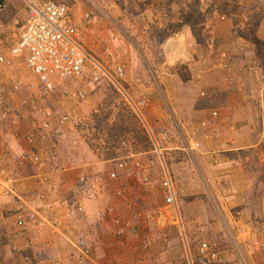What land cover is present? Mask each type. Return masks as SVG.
Here are the masks:
<instances>
[{"label":"rangeland","instance_id":"1","mask_svg":"<svg viewBox=\"0 0 264 264\" xmlns=\"http://www.w3.org/2000/svg\"><path fill=\"white\" fill-rule=\"evenodd\" d=\"M5 1L0 41L10 46L24 20L16 16L17 1L24 7L20 0ZM55 1L71 9L86 48L109 65L123 66L126 92L85 76L57 82L63 94H53L51 100L18 61L9 72L13 81L0 85V112L21 96L19 103L40 114L47 109L40 108L43 101L58 117H69L52 126L63 155L123 158L130 167L138 161L134 168L142 182L133 186L142 185L138 205L149 221L147 232L153 236L161 228L162 237L178 241L177 252L189 247L197 258L200 244L207 242L215 254L209 264H264V248L244 247L245 242H264V126L259 121L254 125L258 115L245 100L250 96V101L264 103V47L259 51L246 34L254 26L264 43V0ZM127 94L146 100L145 118L161 152ZM8 119H0L5 132L14 125L13 115ZM24 124L39 127L36 119ZM164 166L175 186L185 233L170 223L174 213L165 204ZM12 183L13 191L0 194L16 195ZM25 200L22 195L19 203ZM240 211L245 212L242 224L235 217ZM32 213L27 209L26 221Z\"/></svg>","mask_w":264,"mask_h":264},{"label":"crops","instance_id":"2","mask_svg":"<svg viewBox=\"0 0 264 264\" xmlns=\"http://www.w3.org/2000/svg\"><path fill=\"white\" fill-rule=\"evenodd\" d=\"M16 6L20 9L16 16L25 19V8L19 7V1ZM59 88L57 85L55 92H45L47 98L52 100L53 94H63ZM19 98L21 96L8 105L14 112L9 115H13L11 128L14 131L5 132L0 122V182H14L16 192L10 196L0 194V264H189L188 249L183 253L180 248L177 252L178 241L162 237L161 228L153 236L147 232L149 221L138 205L142 185L133 186L142 182L141 173L134 168L138 161H131L130 167L123 158L100 160L94 153H85L81 158L63 155L54 140L53 127L46 132L33 126L26 128L24 123L29 119H36L40 124L45 111L39 114L25 108ZM250 98L245 100L258 115L254 125L257 121L264 126V103L261 99L250 101ZM60 99L57 98L58 103ZM42 102H39L41 109H52ZM56 122L58 113L55 111L52 126ZM165 168L169 172L168 167H163L164 179ZM134 178L137 181H133ZM35 191H44V195H32ZM22 195L27 209L35 212L24 222L18 219ZM171 215L174 217H170V223L179 233L187 230L185 221H182V229L175 215ZM244 215L245 212L240 211L235 216L239 224L245 220ZM117 220L120 224H116ZM169 230L170 227L166 229ZM241 231H244L242 226ZM245 243L244 247L249 250L264 248L263 241ZM186 245L189 246L188 238ZM175 258L177 261H172ZM249 261L252 262L250 257Z\"/></svg>","mask_w":264,"mask_h":264},{"label":"built area","instance_id":"3","mask_svg":"<svg viewBox=\"0 0 264 264\" xmlns=\"http://www.w3.org/2000/svg\"><path fill=\"white\" fill-rule=\"evenodd\" d=\"M20 1L25 8L26 18L19 25L15 41L9 47H5L0 42V85L4 81H13L9 72L15 66V63L23 61L27 70L39 79L46 93L55 92L57 82L84 78L85 76H89L95 81H104L112 85L118 92L124 93L125 70L123 66L109 65L98 59L86 48L81 33L74 23L71 9L66 3L55 0ZM7 7L8 4L5 0L0 1V10ZM13 88L19 90V85L14 84ZM82 94L79 91L76 97L79 98ZM127 96L129 106L145 129L148 130L150 140L156 151L161 152L158 140L145 118L146 100L136 101L128 94ZM44 111V119L38 127L40 132L51 131L52 120L55 117V112L52 109ZM10 113L9 108L4 109L1 111V118L8 119ZM67 120H69V117L65 114L58 117V122L62 124H65ZM124 165L125 163H122V166ZM165 173L166 177L162 184L165 192V204L177 218L176 223L183 229L181 215L178 212L175 186L170 172L166 169ZM4 184L0 185V193L13 191L10 182ZM20 206L22 210L19 209L18 219L20 222H24L26 220L27 205L21 203ZM116 224H120V221L117 220ZM184 231L182 233H185ZM120 232L118 233L120 234ZM83 244L81 243V245ZM198 249V257L193 258L188 247V263L209 264L211 258L215 255L211 252L210 245L207 242H202Z\"/></svg>","mask_w":264,"mask_h":264},{"label":"trees","instance_id":"4","mask_svg":"<svg viewBox=\"0 0 264 264\" xmlns=\"http://www.w3.org/2000/svg\"><path fill=\"white\" fill-rule=\"evenodd\" d=\"M246 34H249L250 36V40L252 41V43L254 45H256L257 49L259 51H262L263 50V47H264V43L263 41H261L257 35H256V28L253 26V27H249L248 28V32Z\"/></svg>","mask_w":264,"mask_h":264}]
</instances>
